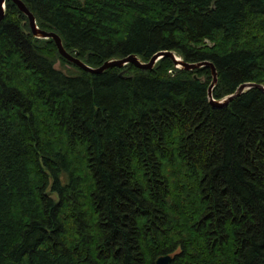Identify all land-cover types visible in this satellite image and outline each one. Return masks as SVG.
I'll return each instance as SVG.
<instances>
[{
    "label": "trees",
    "instance_id": "trees-1",
    "mask_svg": "<svg viewBox=\"0 0 264 264\" xmlns=\"http://www.w3.org/2000/svg\"><path fill=\"white\" fill-rule=\"evenodd\" d=\"M23 1L91 66L174 50L215 64L216 99L264 84V0ZM211 81L169 57L88 72L6 0L0 264H264V91L214 108Z\"/></svg>",
    "mask_w": 264,
    "mask_h": 264
},
{
    "label": "water",
    "instance_id": "water-1",
    "mask_svg": "<svg viewBox=\"0 0 264 264\" xmlns=\"http://www.w3.org/2000/svg\"><path fill=\"white\" fill-rule=\"evenodd\" d=\"M18 8L28 17L29 24L32 30V33L37 38H43V39H49L52 38L56 46L60 52V54L66 58L68 61L76 64L80 68L91 72V73H102L108 68L111 67H119L122 68L126 66L129 63L134 64L136 67L140 69H153L156 65V63L163 57H169L172 59V61L175 64V67L182 68V69H188V70H194L199 69L202 67H210L211 74H212V81L208 88V97L209 102L214 108H222L225 106H228L229 103L237 96L245 92L246 90L256 87L264 91V84L261 83H254V82H245L241 84L235 92L228 94L220 99H216L213 96V89L218 83V70L215 66V64L210 60H202L199 62H189L186 61L179 53H177L174 50H161L156 52L152 55V57L145 61L143 60L139 55L137 54H129L124 57L120 58H111L106 60L101 66L94 67L89 65L86 61H84L82 58L78 56V51L74 53H71L68 51L63 43L62 37L56 32V31H49L45 30L39 27L36 17L34 13L29 9L27 4L23 0H13ZM6 14V0H0V20L5 16ZM125 70H123L120 75H123ZM195 78H197V75H195ZM173 256L171 254H164L159 256L156 259V264H170L172 261Z\"/></svg>",
    "mask_w": 264,
    "mask_h": 264
},
{
    "label": "rangeland",
    "instance_id": "rangeland-1",
    "mask_svg": "<svg viewBox=\"0 0 264 264\" xmlns=\"http://www.w3.org/2000/svg\"><path fill=\"white\" fill-rule=\"evenodd\" d=\"M57 66L67 73L77 72V68L74 65L66 63V62H64V64H62L61 62H58Z\"/></svg>",
    "mask_w": 264,
    "mask_h": 264
}]
</instances>
